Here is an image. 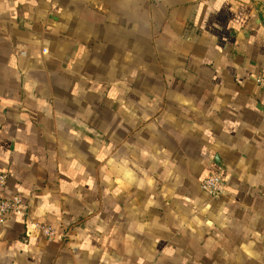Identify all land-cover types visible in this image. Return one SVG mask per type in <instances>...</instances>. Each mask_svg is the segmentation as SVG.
<instances>
[{"label": "crops", "instance_id": "0c3cea01", "mask_svg": "<svg viewBox=\"0 0 264 264\" xmlns=\"http://www.w3.org/2000/svg\"><path fill=\"white\" fill-rule=\"evenodd\" d=\"M261 73L252 0H0V264H264Z\"/></svg>", "mask_w": 264, "mask_h": 264}, {"label": "built area", "instance_id": "2783aa9c", "mask_svg": "<svg viewBox=\"0 0 264 264\" xmlns=\"http://www.w3.org/2000/svg\"><path fill=\"white\" fill-rule=\"evenodd\" d=\"M256 83L264 90V73L256 77ZM5 175L0 174V226L8 216L20 215L25 213V205L20 195L13 194L7 196L4 193ZM221 179L215 175H206L200 181V188L211 198H218L224 191ZM34 229L39 230L44 236L51 239L55 235L66 236L67 231L60 233L56 228L47 224H33Z\"/></svg>", "mask_w": 264, "mask_h": 264}, {"label": "rangeland", "instance_id": "374dc122", "mask_svg": "<svg viewBox=\"0 0 264 264\" xmlns=\"http://www.w3.org/2000/svg\"><path fill=\"white\" fill-rule=\"evenodd\" d=\"M255 8L259 11L260 15L264 20V0H252Z\"/></svg>", "mask_w": 264, "mask_h": 264}]
</instances>
